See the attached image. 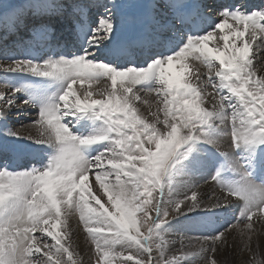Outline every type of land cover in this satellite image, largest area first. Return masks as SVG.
<instances>
[{
	"label": "snow or ice",
	"instance_id": "6c2138e0",
	"mask_svg": "<svg viewBox=\"0 0 264 264\" xmlns=\"http://www.w3.org/2000/svg\"><path fill=\"white\" fill-rule=\"evenodd\" d=\"M51 2L49 11L85 36L86 45L71 59L0 64L68 81L59 103L13 129L56 151L44 166L0 169V264H92V256L95 264H170L160 226L200 207H219L221 198L228 206L235 196L244 201L243 222L198 242L208 249L205 264H221L229 236L237 232L250 241L253 217L264 221V187L245 179L211 203L210 192L198 198L197 186L168 202L164 178L190 142L218 149L225 138L234 147L264 143V4L213 10L203 0ZM93 83L103 86L93 89ZM18 91L0 89V119L30 104L17 102ZM90 113L105 128L74 135L66 118ZM212 128L222 134L213 136ZM104 141L95 155L88 152ZM91 172L107 203L89 185ZM77 215L94 245L87 261L65 235ZM245 251L254 252L250 243ZM241 264L262 262L253 255Z\"/></svg>",
	"mask_w": 264,
	"mask_h": 264
},
{
	"label": "bare ground",
	"instance_id": "6f19581e",
	"mask_svg": "<svg viewBox=\"0 0 264 264\" xmlns=\"http://www.w3.org/2000/svg\"><path fill=\"white\" fill-rule=\"evenodd\" d=\"M101 2L104 3V2H106V0H101ZM21 3H22L21 1H19V2L17 1V3L14 4V6L15 5L16 6L13 7L12 9L7 10V11L6 10L5 11H0V33H2V35H3L1 37V34H0V40L3 41V43L6 42V44H4V45H2L0 43V54H10L11 55V53H8L9 49L7 47L11 44L9 42L10 41L9 39L12 38V37H14V38H12V41L18 40L21 43L28 42L32 38L33 41L37 40L38 43H36V41H34V42L36 44H38V46H41L42 42L45 41L46 38H49L48 35L51 32V31L50 32L46 31L44 28L41 27V25L46 24V22H48L47 25L49 26L50 29L54 28L55 37L66 39L65 42L61 41V43L64 46H67V48H68V46L70 47V48H68L69 50L66 51V53H68L69 57L71 55L75 54V50L74 49H78L77 45H80V46L82 45L81 46L82 49L85 47L87 38H85V36H83L81 34H78V32L75 33L76 30L74 31L73 25L68 24L63 17L55 15L54 13L49 11V9L52 8L51 0H26L25 3H22V4ZM41 3L43 5H45V6L41 7L42 9H44V11H45V13L47 15L45 17H39V14H38L39 13L38 9L40 7L37 6V5H39ZM23 4H25V5H23ZM261 4H264V3H260L259 5H261ZM26 5H30V7H31V10L28 11L29 13L27 12L28 17L26 15V13L19 16V12L23 8H25ZM209 5L214 6L215 4L214 3H210ZM45 7L47 9H45ZM34 8H36L35 13H34V10H33ZM209 14L213 15L214 12L213 13H209ZM11 17L19 21L17 23V25H19V24L21 25L20 21L22 20V23H23V20H24V23L21 25V27H23V30L26 29V28H30L25 33V35H21L22 32H21V30L18 27L15 28L14 27L15 25L12 26L13 23H12ZM31 19H33V20H31ZM6 20H7V23H8L9 27H4V25H3L6 22ZM30 21H33V22H30ZM27 22H30V23H27ZM34 25H36V26L38 25L39 28L33 29L32 26H34ZM65 28H66V31L62 32V30H64ZM9 32H15V33L9 35ZM54 33L50 34V37L53 36L52 38H55L54 37ZM67 33L72 34L71 35L72 37L75 36L73 38L74 41H71V36L70 35L68 37H66ZM16 34H17V36H16ZM19 36H20V38L17 39V37H19ZM6 37H9V39H6ZM24 37H25V40H24ZM76 43H78V44H76ZM26 45H30L31 47L34 46L33 44H23L22 46H26ZM22 46L20 45V47H22ZM46 46H48V45H46ZM82 49H80L79 52L78 51L77 52L80 53L82 51ZM41 52L42 51L40 49L38 50V53L36 52V49L32 50V52L29 51L28 53H31V55L37 59L36 61H33V60H31V61L34 62V63H42L44 60H48V59L53 60L52 59L53 55H50L49 58H46V57H48L46 54L43 55L45 58H43V56L41 58L37 57L36 54H39ZM15 55H17V53H15L13 56H15ZM58 59H60V57H58ZM68 59H71V58H68ZM22 60H26V59L23 58ZM201 68H202L203 71H206V69L203 66H201ZM7 72L10 73V75H11V70H9ZM22 73H24V72H22ZM30 74H33L32 75L33 77H39L40 79H36V81H31L32 79L29 78ZM3 78H5V77H3ZM21 79H22L21 81H23L22 83H20V79H18L16 76H14V77L12 76L11 78L9 77V78H5L4 79V81L7 83V86H9L10 88H15L17 85L20 84L19 90L21 92H23L22 95H24V97H26L28 99V101H30V104H26V105L18 108L17 110H12L15 113H19L18 116L14 117V119L16 121H19L21 118H26V121H27V118L29 120H34L36 118V115H37L36 113L40 110V107H42V108L46 107L47 106L46 103H47V101H50V99L54 100L55 101L54 103H59V96L63 93V91L65 90V88L67 86L66 85V80H61V79H58L56 77H48V76L47 77H42L41 74H39V73H33V72H29V71H27V73H26V78H21ZM1 81H3V80H1ZM14 84H17V85L15 87H13ZM93 89H96V88H93ZM74 90L77 91V92H80L82 89H81L80 85L78 84V85L74 86ZM209 91H211V89H209ZM141 95H144V93L141 92ZM154 96H155L154 94L150 95V96H148V99L151 101V100H153ZM11 118H13V116H10V113H9L7 118H4V121L7 122ZM73 118H74V120L76 122H78L79 124L83 125L81 118L85 119L86 116L84 115V116L73 117ZM19 122H21V120ZM4 125H5V123H4ZM6 125H8L10 127V124L8 122H7ZM87 126H88V124H87ZM78 127H81V126H78ZM78 127H75V128H78ZM102 127H103V125H102ZM10 131L13 132V129H10ZM215 131L216 132L213 134V136H219V135L222 134L221 130L216 129ZM90 134H96V133L95 132L85 131V130H80L79 131V135L80 136H82V135H90ZM6 137L9 138V136H6ZM227 144H229V141H228L227 138H225V140L222 142L221 147L225 148V146ZM0 151H2V153L5 152V154H2V155H7V151L5 149L0 147ZM55 151L56 150L53 147H51L49 145H46V144H43V145H40V147H37V146L33 145L29 150L13 149L11 151V154L13 156L12 160L15 161L17 163V165L20 166V167H21L22 163H25L24 161H22V159H24L26 161L31 160V163L24 164L26 167H23V168H29L34 163L37 166L46 165L47 164L46 160L48 158H50L53 154H55ZM228 151H226V152H228ZM232 152L233 151H229V154H227V155H228V157L229 156L232 157V159L230 158L231 159L230 162L232 164H234L239 169L241 166H240V163H238V161L236 160V158H237V156L235 155L236 152H234L235 154H232ZM198 154L199 153L197 152V155ZM91 155H93V154L91 153ZM200 156L197 158V161H196L195 164L194 163L193 164L186 163V164L182 165V167L179 170L178 169L176 170V172L174 174L175 175V177H174L175 180H173V181H175V183L173 185H171L168 188V191L166 192V199L168 200V202L178 201V200L184 198L185 195L190 196L191 190L193 188L197 187V186L200 187V185L202 183L204 184V187H202V189H201L202 190L201 195H203L204 193H208V192H210L211 195H213L212 193H215V191H216L215 184H213V183L207 184L206 181H205L206 178L204 176V174L207 173V172H208L207 174L210 175L209 172L212 169L214 163H213V161L210 160L211 158H209V160L211 161V162H209V160L207 161V160H205L204 158H202ZM45 158H47V159H45ZM27 166H29V167H27ZM91 174L92 173H89V181H90V178H91ZM247 180H249V179H247ZM91 182H95V181H91ZM205 184H207V185H205ZM91 185H94V184L92 183ZM109 186L111 187V185H109ZM204 199L207 200V195L204 196ZM239 201L234 202L230 207L227 206L228 208L221 209L220 206L224 205L223 198H221L220 201H219V207H207L208 211L206 210V211L202 212V215H201V211L202 210H200L198 208L196 211L200 215L199 218L196 217V218H192V220H191V221H193L195 219V221H197L196 222L197 223L196 229L193 228L192 224L189 222V220L187 218H185V217L182 218V216H185V215H180V217H178L175 221H172V222L169 221L168 225H170V227H167L168 225H166L160 231L161 234H162V237H164V239L167 241V245L169 247L166 250L167 257H171V256H175L176 257L177 254H178L177 252H182L184 250L185 251H189V245L191 243H193V242H195L200 247L198 242H201L204 239H202V240L195 239V238L191 237V233H195L197 231L199 232L198 227H201L200 225H201L202 221L207 220L206 218L215 219L214 217L221 216V217H225L226 220L231 222V220H233V215L230 212L237 211L239 214H242L241 212L244 211V201L243 200H239ZM210 202L211 203L212 202L216 203L217 200H216V198L215 199L213 198L212 201H210ZM254 218H256V217H254ZM253 221H254V226H255V229L257 230V232L253 231L251 233V235L257 236V238L251 237V240L249 241L247 237H241L240 236V238H243V239H240V240L241 241L244 240L246 244L250 243L251 244V248L254 250V246L255 245L256 246L259 245L260 248L264 247V221H261V220H258V219H257V221L255 219H253ZM210 222H211V220H210ZM212 225L213 226H211V225L209 226L210 229L207 230L208 232L214 231L213 227L218 229L219 227L222 226V225L220 226V223H214ZM69 226H70V229L72 230V232H75L72 235V239H73V242L75 244V247L77 248V251L80 252L81 258H83V259H85V261H87L89 259V257L86 255V253L89 250V245H88L89 242H87V239H86V237L88 238V235H87V233H85L86 231L83 229V222L79 221L78 215H77L76 217H74L72 220L69 221ZM95 227H97V226H95ZM217 229H215V230H217ZM238 235H239V233L233 232L232 235L229 236V238H228V243L230 245L231 244L234 245L236 243V241H238V239H237ZM168 241H171V242L177 241V242L174 243V244H171V243H168ZM255 242H257L258 244H256ZM239 243H240V241H239ZM245 243H244V245H245ZM238 246H239V244H238ZM238 246L237 247L235 246L236 249H234L231 252V254H233L234 257H237L238 260H242L243 261L245 258L248 259V257H250L252 259L253 255H255L254 254L255 251L254 252H246L245 249H240ZM241 248H243V246ZM229 251H230V248H229ZM200 253H201V255L199 256V259L202 258V257L203 258H202V260H199L198 262L199 263H204V259H206V257L208 258V249H207V247L201 246L200 247ZM259 256H260V254H259ZM178 258H179V256H178ZM190 261H192L190 258H185L184 264H186V263L191 264ZM198 262H196V263H198Z\"/></svg>",
	"mask_w": 264,
	"mask_h": 264
},
{
	"label": "rangeland",
	"instance_id": "374dc122",
	"mask_svg": "<svg viewBox=\"0 0 264 264\" xmlns=\"http://www.w3.org/2000/svg\"><path fill=\"white\" fill-rule=\"evenodd\" d=\"M17 1L18 2L21 1L22 3H25L26 2V0H0V11H5V10L7 11V10L12 9L13 7L16 6V5L14 6V4H16ZM105 3H107V2H105ZM23 5H25V4H23ZM37 6L40 7L38 9L39 10V13H38L39 14V17H45V16H47L46 13H45V11H44V9L41 8L42 6H45V5H43L41 3V4L37 5ZM45 9H47V8L45 7ZM29 10H31L30 5H26L25 8H23L19 12V16L26 13V15L28 17L27 12ZM33 10H34V13H35L36 8H34ZM100 11L102 12L103 9H101ZM11 20H12V23H13L12 26L15 25L14 26L15 28L18 27L21 30V32H22L21 35H25V33L30 29V28H26V29L23 30V27H21V25L24 23V20H23V23H22V20L20 21L21 25L20 24L17 25V23L19 21L16 20V19H14V18H12V17H11ZM31 20H33V19H31ZM30 22H33V21H30ZM30 22H27V23H30ZM97 22H98V17H97ZM3 25H4V27H9L8 26V23H7V20H6V22ZM37 27H38V25H37ZM14 33L15 32H9V35L14 34ZM0 34H1V37H2L3 36L2 33H0ZM16 36H17V34H16ZM48 36H49V39H50L51 38L50 37V33H49ZM74 37L75 36H73L71 38H74ZM12 38H14V37H12ZM12 38L9 39V37H6V39H9L10 40L9 42L11 43L10 44L11 48H8L9 49L8 50V53L17 52L16 47L17 48L20 47L19 44L17 43L19 41L18 40H15L16 42H14V41L12 42ZM18 38H20V36L17 37V39ZM24 40H25V37H24ZM34 41H36V43H38L37 40H34ZM34 41L31 38V40H29L28 42H24V43L19 42V43H20L21 46L23 44H33L34 46L32 47V50H34V49H36L38 47V44H36ZM0 43L2 45L6 44V42L3 43V41H1V40H0ZM76 44H78V43H76ZM26 46H28V45H26ZM77 46H78V49H74V50H75V54L77 53L76 55H79L80 53H78V52H79L80 49H82V47H81L82 45L81 46L80 45H77ZM68 48H70V47L68 46ZM29 50H30V52H32L31 49H29ZM25 51H27V48H24L23 47L22 50L18 52V54H17L18 56H16V57L8 56V54H3V56H0V64H10V63H13V62H15L17 60H22L23 57H21V55H23L24 54L23 52H25ZM36 52L38 53V49L36 50ZM75 54L74 55H71L70 57L68 56L67 58H72V57L76 56ZM28 56L30 57V55H28ZM48 57H50V56H48ZM48 57H46V58H48ZM58 57L57 56H55V57L52 56V59L53 60H57ZM43 58H45V57L43 56ZM7 71H9V70L8 69H0V89H2V87L5 84L7 85V83L4 81L5 78H9V77L11 78L12 76L13 77L16 76L18 79H20V83L23 82V81H21L22 80L21 78H26L27 71H24V70L11 71V75ZM22 72H24V73H22ZM32 75L33 74H30L29 75V78L30 79H32L31 78V77H33ZM41 76L42 77H47V76H43V75H41ZM3 77H5V78H3ZM1 80H3V81H1ZM67 83H68V81H66V85H67ZM16 85L17 84H14L13 87H15ZM19 86H20V84L17 85L15 88H18L19 89ZM102 86H103V83L100 84V85H97L95 83L92 84V87L93 88H98V87H102ZM17 93H16V96L18 98V101H17L18 103H19V101L28 100L26 97H24V95H22L23 92H21L20 90ZM151 95H153V94H151ZM54 102H55L54 100H51L50 99V101H47L46 105L52 104ZM153 107H155V105H153ZM18 108H20V107H13L11 109L10 116H13V118H11L9 121H7L10 124V127L8 125H6L7 122L4 121V118L0 119V147L3 148V149H5L7 151V155H2V154H5V152L2 153V151H0V155H1L0 156V162H1L0 163V169L3 168L2 164L3 163H6L8 168L14 167L13 171H20V170H22V168L20 166H18L15 161L12 160L13 159V156L11 154V151L13 149L29 150L33 145H35L37 147H40V145H43V144H36V143H34L32 139L18 138L17 136H15L13 134V132L10 131V129H17V128H19L22 124L23 125H28L29 122L32 121V120H29L28 118H27V121H26V118H21L20 119L21 122H19L20 120L19 121H16L14 119V117L18 116L19 113H15L12 110H17ZM42 109L43 108L40 107V110L36 114H38ZM85 116H86L85 119H82L81 118L83 125H81L78 122H76L73 117L67 118V122L69 124V127L71 126L70 129L72 130V132H73L74 135H77V134L79 135V131L80 130H85V131H89V132H95L97 134V133L101 132L105 128L104 122L102 120L98 119V118H95V116L93 114L90 113V114L85 115ZM4 123H5V125H4ZM87 124H88V126H87ZM102 125H103V127H102ZM78 126H81V127H78ZM75 127H78V128H75ZM215 130H216V128H212V135L216 132ZM6 136H9V138L6 137ZM105 143L107 144V143H109V141L101 142L100 144H96V146L95 145L90 146L89 149H88V152L90 154L92 153L93 155H95L96 152H98L99 150H101L104 147ZM192 144H194L195 146L192 147ZM189 148H191V151L190 152H188V149ZM228 150L229 151H233L232 154H235L234 152H236V154H235L237 156L236 160L238 161V163H240V166H241L239 169L234 164H232L230 162V160L232 159V157H230V156L228 157V155H227V154H229V151ZM226 151H228V152H226ZM186 152H188V155L185 158V153ZM197 152L199 153L198 155H197ZM199 156L202 157V158H204L207 161L209 160V158H211L210 160L213 161V163H214L212 169L209 172L210 175L207 174L208 172L204 174V176L206 178L205 181H206L207 184H209V183L215 184L216 191H215V193H212L213 194L212 196H213L214 199L221 197V192H223L225 196H229L230 193L228 192V187L237 185V184L243 182L245 179H249V181H251L252 183H255L258 186L264 187V180H262V182H261V180L259 179V177L255 173H253V171H256V170H260L261 171V166L264 167V143L255 144V145H244V144H241L238 147L230 146V143H229V144H227L225 146V148L224 147H221V148L218 149L217 147H215V146L207 143L206 141L199 140V141H195V142H190V145L185 146V148H183L181 150L180 154L176 157V161H178V162L175 164V167L172 168L170 170V172L168 173V175H166L165 178H164V180H165V192H167L168 191V188L175 183V181H173V180H175V178H174L175 175L174 174H175L176 170L177 169L179 170L182 167V165H184L186 163H189V164H193L194 163L195 164L196 161H197V158ZM4 157H6L5 160H3ZM50 158H48V159L45 158V159H47L46 161L48 162L50 160ZM245 159H246V163L251 165V168H249L248 166H245L244 165L245 164L244 163V160ZM210 160H209V162H211ZM222 160L225 161V163ZM261 160H262V162H261ZM105 165H106V161H105ZM215 166H217V168ZM23 169H26V168H23ZM226 170H231V173H228L227 174L225 172ZM10 171H12V170H10ZM220 171H222L221 176H218L216 178V180H212V177L216 176V174L218 172H220ZM91 173L92 174H91V178H90V181H89L90 182L89 185L92 187L93 192L96 195H100L101 196V200L103 202H106L107 201V198H105L106 196L105 195L102 196L99 192L96 191V188L98 186L97 183L96 182H91V181H95V175L93 174L94 172H91ZM262 173L264 174V170L261 171V175H263ZM249 177H251V178H249ZM252 177L253 178H256L257 180H254ZM111 179L112 178L110 177L109 180H111ZM92 183L94 185H91ZM207 184H205V185H207ZM201 185L199 187V190L197 191L198 198L201 196V193H202V190L201 189H202V187H204V184L203 183ZM154 195H156V193H154ZM237 198L239 199V197L232 196V200L233 201L234 200H238ZM239 200H242V199H239ZM223 202H224V204L225 203H228V201L225 200V199H223ZM232 204L233 203L229 204L228 207H230ZM220 207H221V209L228 208L227 206H224V205H222ZM197 209H195L194 211H191V212H187L186 214H183L185 216H182V218H184V217L187 218L189 220V222L192 224L193 228H195V229L197 227L196 226L197 225V223H196L197 221H195V219L193 221H191V220H192V218H196V217L199 218L200 215L196 211ZM199 209L202 210L201 211V215H202V212L206 211L207 210V207H204V208L203 207H200ZM230 213L233 215V220H231V222L228 221V220H226L225 217H221V216L214 217L215 219H213V218L212 219L206 218L207 220L202 221V223L200 225L201 227H198L199 232L197 231L195 233H191V237H193L195 239H200V240L207 239V238H210L212 236H215L217 233L223 232L224 229H227L229 227V225H231L233 223H236L238 220L240 222H243L242 214H239L237 211H232ZM241 213H243V211ZM178 217H180V216H178ZM178 217H176L175 219L170 220V222L175 221ZM253 219H255L257 221V218H254L253 217ZM210 220H211V222H210ZM168 223L161 225L160 228L157 230L158 231V235L160 237H162V234H161L160 231L166 225H168ZM214 223H220V226L221 225L222 226L219 227L218 229L215 228V227H213L214 231L208 232L207 230L210 229L209 226L210 225L213 226L212 224H214ZM94 225L95 224H92V225H90V227H92V226L93 227H95V226L98 227L99 226V225H95V226ZM64 227L65 226L62 224L61 229H60L61 233H64ZM68 227H69V233H66L65 235L66 236H70V239H71L73 245L75 246V244L73 242V239H72V235L75 232H72V230L70 229L69 221H68ZM167 227H170V225H168ZM215 229H217V230H215ZM254 232H257V230L255 229V226H254ZM36 235L39 237L40 236V233H37ZM251 237L257 238V236H253V235H251ZM86 239H87V242H89V244H88L89 245V248L94 247V245L90 241V238L89 237L88 238L86 237ZM237 239H238V241H236V243L234 245L231 244L232 246L228 243V246H227V249L228 250L226 249V251H224L222 253V255L220 256L221 264H241L242 260H238L237 257H234V255L231 254V252L234 249H236V247L238 246V244H239L238 247L240 249H245V245H246L245 241L244 240H242V241L240 240V239H243V238H240V235H238V238ZM239 241H240V243H239ZM45 242H47V243H53V241L51 240V238H47V237H45ZM176 242L177 241L171 242V244H174ZM164 243H165L164 246H165V251H166L169 247H168L167 241L165 239H164ZM244 243H245V245H244ZM255 243L258 244L257 242H255ZM242 246H243V248H241ZM229 248H230V251H229ZM254 251H255L254 254H255L256 258H258L262 262V264H264V247L260 248L259 245H257V246L255 245L254 246ZM177 253L178 254H177L176 257L175 256L167 257V259L170 261V264L171 263L172 264H176V263L177 264H184L185 258H190L192 260V261H190L191 264H205V262L207 260V257H206V259H204V263H199L198 262L199 260H202L203 257L199 259V256L201 255L200 248H199V246L195 242H193V243H191L189 245V251H185L184 250L182 252H177ZM259 254H260V256H259ZM178 256H179V258H178ZM248 260H251V258L248 257ZM91 261H92V264H95V257L94 256L91 257ZM196 262H198V263H196ZM186 264H188V263H186Z\"/></svg>",
	"mask_w": 264,
	"mask_h": 264
}]
</instances>
